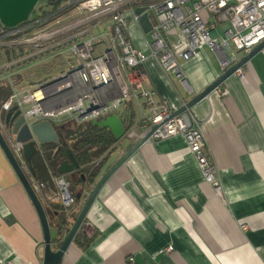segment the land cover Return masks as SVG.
<instances>
[{
	"label": "crops",
	"instance_id": "0c3cea01",
	"mask_svg": "<svg viewBox=\"0 0 264 264\" xmlns=\"http://www.w3.org/2000/svg\"><path fill=\"white\" fill-rule=\"evenodd\" d=\"M130 34L135 46L145 50L136 26ZM169 39L176 42L178 36ZM35 53L34 44L0 39V87L8 91L7 98L12 90L35 88L69 67L62 58ZM196 54L181 65L191 93L179 81L168 80L153 59L143 66L146 87L175 112L222 74L217 55L208 48ZM243 67V77L231 75L189 110L205 134L221 196L203 180L181 136L145 143L106 181L91 205L84 224L98 233L95 241L86 249L72 243L61 264H264V49ZM222 91L226 95L220 96ZM7 98L0 96V108ZM119 143L94 183L130 145ZM37 156L32 165L39 163ZM50 233L58 239L55 229ZM169 246L171 252H160ZM42 261L39 219L0 148V264Z\"/></svg>",
	"mask_w": 264,
	"mask_h": 264
},
{
	"label": "built area",
	"instance_id": "2783aa9c",
	"mask_svg": "<svg viewBox=\"0 0 264 264\" xmlns=\"http://www.w3.org/2000/svg\"><path fill=\"white\" fill-rule=\"evenodd\" d=\"M143 14L150 24L146 34L139 23ZM133 25L145 50L133 42ZM173 34L178 36L176 42L169 39ZM16 35L23 44H34L35 55L62 58L70 64L35 88L12 90L0 112L17 107L28 127L42 121L82 125L111 115L123 119L122 111L130 104L137 117L124 139L133 143L153 128L146 143L181 136L203 180L221 196L200 124L189 111L173 116L175 111L165 100L155 99V92L146 87L143 66L153 59L168 80L179 81L191 93L182 63L196 59L197 51L206 47L217 55L222 73L234 65L239 54L247 55L264 40V0H70L50 15L12 28L2 37ZM243 68L234 74L243 77ZM0 132L43 206H59L67 215L74 212L76 201L69 193V183L59 177L52 179V186L36 185L23 158V144L15 140L1 117ZM80 228L91 233L86 224ZM171 251L169 246L160 252Z\"/></svg>",
	"mask_w": 264,
	"mask_h": 264
},
{
	"label": "water",
	"instance_id": "95a60500",
	"mask_svg": "<svg viewBox=\"0 0 264 264\" xmlns=\"http://www.w3.org/2000/svg\"><path fill=\"white\" fill-rule=\"evenodd\" d=\"M40 0H0V23L3 27L12 29L19 25L24 24L31 13L33 12L35 6ZM142 10H136L137 14H140ZM140 26L143 32L146 34L150 30V24L148 22V17L143 14L140 17ZM264 49V40L255 46L247 55L240 58L234 65L224 71L216 80H214L210 85H208L201 93L195 95L191 100L185 103L179 110L174 112L173 116L179 115L181 113L189 111L197 103L205 99L214 90L220 87L224 81L233 75L238 69L243 67L255 54ZM4 123L10 130L11 134L14 136L17 142L23 144V158L28 166L31 176H35V172L32 166L33 157L39 152L42 146L47 144L58 145V137L55 129L47 121H42L33 124L28 127L24 123V119L20 116V112L17 107L11 108L5 114ZM94 125H98L101 128H107L114 139L120 142L124 139V133L126 131L123 122L116 115L107 116L100 121H93ZM154 128L143 137L139 138L133 143H130L129 147L123 152V154L115 160L110 166L106 168L104 173L98 178V180L92 186L84 204L82 205L80 211L78 212L74 222L72 223L69 231L65 236L61 237L59 246L54 249L50 227L48 223L47 215L50 213L49 210L45 209L41 203L37 193L35 192L29 177L20 168L18 162L13 156L10 147L6 143L4 137L0 132V148L11 165L14 173L16 174L20 184L25 190L40 222L42 234H43V261L42 264H61L62 258L67 251L68 247L73 243V239L84 224L86 215L95 201L100 189L106 183V181L114 174V172L123 165L127 159L135 153L150 136ZM68 160L60 163L58 167V173L61 175L73 174L80 167L72 154L67 150Z\"/></svg>",
	"mask_w": 264,
	"mask_h": 264
},
{
	"label": "trees",
	"instance_id": "16d2710c",
	"mask_svg": "<svg viewBox=\"0 0 264 264\" xmlns=\"http://www.w3.org/2000/svg\"><path fill=\"white\" fill-rule=\"evenodd\" d=\"M69 1L47 0V8L41 11L36 19L50 15ZM28 21H30V17L26 22ZM35 29L37 28L35 27L33 30ZM9 30L0 23V38ZM20 37V35H16L2 38L18 40ZM0 96L4 99L8 96V91L3 87H0ZM130 110L127 113L126 120H122L125 129H128L134 121V112L132 108ZM54 129L59 143L58 145L50 144V146L45 145L40 148L41 155L39 154L37 156L39 163L34 162L32 165L35 172L33 181L37 182L38 186H52L53 178L63 177L69 183V193L75 198L76 203L78 204L83 199L79 207L68 215L62 212L59 206L57 208L50 206L51 210L50 208L44 207L51 213V215L47 216L50 229H55L57 232L58 239H52V247L56 249L60 244L61 237L69 231V228L87 198V191L88 193L90 192L96 177L108 157L107 154L113 149L117 141L107 128H101L98 125H94L93 122L82 125L66 123L54 126ZM56 148H58V151L52 153V150ZM67 150L75 158L80 168L72 175H61L57 170L61 162L68 160ZM81 229L76 233L73 243L80 249H86L95 241L98 233L92 232L86 234Z\"/></svg>",
	"mask_w": 264,
	"mask_h": 264
},
{
	"label": "rangeland",
	"instance_id": "374dc122",
	"mask_svg": "<svg viewBox=\"0 0 264 264\" xmlns=\"http://www.w3.org/2000/svg\"><path fill=\"white\" fill-rule=\"evenodd\" d=\"M46 8H47V0H40V1L37 3V5L35 6V8H34V12L31 13V15H30V21H35L36 18L38 17L37 15H38L41 11L45 10ZM67 58H68V57H67ZM71 68H72V67H71ZM119 144H120L121 147H124V146H127L128 141L125 140V139H122V140L120 141Z\"/></svg>",
	"mask_w": 264,
	"mask_h": 264
}]
</instances>
